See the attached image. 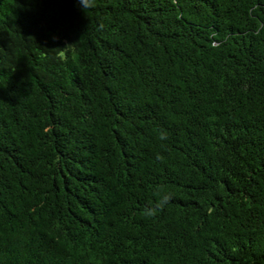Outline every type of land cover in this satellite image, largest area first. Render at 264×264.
Wrapping results in <instances>:
<instances>
[{
	"label": "trees",
	"instance_id": "obj_1",
	"mask_svg": "<svg viewBox=\"0 0 264 264\" xmlns=\"http://www.w3.org/2000/svg\"><path fill=\"white\" fill-rule=\"evenodd\" d=\"M84 2L0 0V264H264V0Z\"/></svg>",
	"mask_w": 264,
	"mask_h": 264
},
{
	"label": "clouds",
	"instance_id": "obj_2",
	"mask_svg": "<svg viewBox=\"0 0 264 264\" xmlns=\"http://www.w3.org/2000/svg\"><path fill=\"white\" fill-rule=\"evenodd\" d=\"M79 3H80V5H81V7H82L83 9H84L85 7L90 6V5H86L85 2H84V0H79ZM162 138H166V137H162ZM165 199H167V197H166ZM158 209H159V210H162V209H163V204H162V203H161L160 205H158ZM156 214H157V209H153V211H150V212L147 213V215H148L149 217L154 216V215H156Z\"/></svg>",
	"mask_w": 264,
	"mask_h": 264
}]
</instances>
